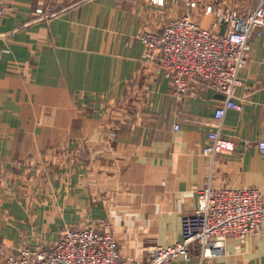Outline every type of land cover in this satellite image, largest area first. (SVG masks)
I'll use <instances>...</instances> for the list:
<instances>
[{"label":"crops","instance_id":"0c3cea01","mask_svg":"<svg viewBox=\"0 0 264 264\" xmlns=\"http://www.w3.org/2000/svg\"><path fill=\"white\" fill-rule=\"evenodd\" d=\"M258 0H7L0 15V258L50 245L67 227L105 223L117 251L135 261L180 238L196 191L255 188L264 204V27L249 39L219 132L234 144L202 149L224 95L189 84L182 98L142 59L137 33L212 3L244 13ZM50 8L36 19V8ZM223 26L219 28L221 31ZM177 124L178 128L173 126ZM168 264H264L263 233L222 254Z\"/></svg>","mask_w":264,"mask_h":264},{"label":"built area","instance_id":"2783aa9c","mask_svg":"<svg viewBox=\"0 0 264 264\" xmlns=\"http://www.w3.org/2000/svg\"><path fill=\"white\" fill-rule=\"evenodd\" d=\"M6 1L0 0V15L10 9ZM150 1L157 6L164 3ZM182 1L190 9L198 5L197 0ZM34 14L36 19L46 20L54 11L39 7ZM196 16L210 17L209 27L203 28L189 15H183L169 19L160 29L145 27L137 38L143 44L142 59L156 64V70L171 81L177 98L185 95L189 84L224 95L223 103L214 110L213 128L207 132L202 149L212 159L234 150L233 142L224 138L219 128L226 110L241 109L234 100L240 85L237 73L247 63L253 32L259 35L264 27V0H258L244 13L204 3ZM257 148L264 153V139L258 141ZM263 221L264 204L257 189H213L206 184L196 191L193 211L180 219V238L166 246H152L144 261L120 256L111 226L99 223L64 228L50 245H21L0 258V264H168L174 259L187 261L193 254L203 261L222 254L227 239L241 245L250 236L262 235Z\"/></svg>","mask_w":264,"mask_h":264},{"label":"rangeland","instance_id":"374dc122","mask_svg":"<svg viewBox=\"0 0 264 264\" xmlns=\"http://www.w3.org/2000/svg\"><path fill=\"white\" fill-rule=\"evenodd\" d=\"M209 25H210V17L205 16L204 19H203V21H202V25L201 26L203 28H208Z\"/></svg>","mask_w":264,"mask_h":264}]
</instances>
